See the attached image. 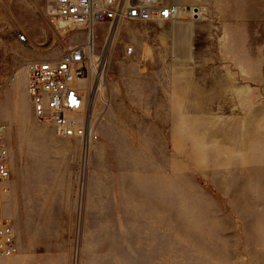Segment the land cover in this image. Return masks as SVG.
<instances>
[{
    "label": "rangeland",
    "instance_id": "obj_1",
    "mask_svg": "<svg viewBox=\"0 0 264 264\" xmlns=\"http://www.w3.org/2000/svg\"><path fill=\"white\" fill-rule=\"evenodd\" d=\"M54 3L0 0L15 256L264 264V0H180L179 19L94 27L104 73L87 144L38 123L25 90L29 62L87 41L50 21Z\"/></svg>",
    "mask_w": 264,
    "mask_h": 264
},
{
    "label": "built area",
    "instance_id": "obj_2",
    "mask_svg": "<svg viewBox=\"0 0 264 264\" xmlns=\"http://www.w3.org/2000/svg\"><path fill=\"white\" fill-rule=\"evenodd\" d=\"M186 10L160 0H55L50 21L62 30L84 28L88 38L56 59L28 63L26 93L35 120L51 127L58 137L78 138L84 144L98 140L92 92L102 85L104 65L93 42L94 27L111 29L122 20L170 21L179 19ZM19 38L24 41L25 35ZM4 137L5 126L0 122V192L7 189L10 178ZM1 203L0 199V256L12 257L18 253L15 231Z\"/></svg>",
    "mask_w": 264,
    "mask_h": 264
},
{
    "label": "crops",
    "instance_id": "obj_3",
    "mask_svg": "<svg viewBox=\"0 0 264 264\" xmlns=\"http://www.w3.org/2000/svg\"><path fill=\"white\" fill-rule=\"evenodd\" d=\"M163 4L165 0H160ZM171 4H165V5H179L180 0H171ZM246 2V0H244ZM246 4H244L245 6ZM196 9V8H193ZM25 90H26V85H25ZM24 90V93H25ZM0 264H31V261L28 260L27 257L25 256H12V257H4L0 256Z\"/></svg>",
    "mask_w": 264,
    "mask_h": 264
},
{
    "label": "bare ground",
    "instance_id": "obj_4",
    "mask_svg": "<svg viewBox=\"0 0 264 264\" xmlns=\"http://www.w3.org/2000/svg\"><path fill=\"white\" fill-rule=\"evenodd\" d=\"M196 14V13H195ZM102 89V85L99 87V91ZM8 191H7V189L6 190H4V191H2V192H0V197H2V195H4V194H6ZM2 202V201H1ZM2 204V203H1ZM3 206V205H2Z\"/></svg>",
    "mask_w": 264,
    "mask_h": 264
}]
</instances>
